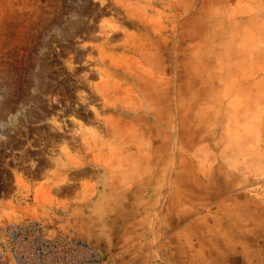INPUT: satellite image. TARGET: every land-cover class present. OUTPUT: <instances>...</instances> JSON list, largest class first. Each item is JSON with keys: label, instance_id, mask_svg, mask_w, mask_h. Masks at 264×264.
<instances>
[{"label": "rangeland", "instance_id": "374dc122", "mask_svg": "<svg viewBox=\"0 0 264 264\" xmlns=\"http://www.w3.org/2000/svg\"><path fill=\"white\" fill-rule=\"evenodd\" d=\"M126 181L168 184L182 245L221 212L264 226V0H0V228L86 241Z\"/></svg>", "mask_w": 264, "mask_h": 264}, {"label": "crops", "instance_id": "0c3cea01", "mask_svg": "<svg viewBox=\"0 0 264 264\" xmlns=\"http://www.w3.org/2000/svg\"><path fill=\"white\" fill-rule=\"evenodd\" d=\"M160 189L161 186L149 187L138 181H126L124 188L111 189L107 195L103 192L101 197L104 195L105 198L88 204L87 211H81L84 225L80 235L102 255L103 264H264V226L260 225L254 211L243 215L239 210L238 214L232 215L217 213L212 225L216 234L200 232L187 246L178 239L183 227L176 225L164 233L166 217L160 212L159 235L156 237V211L159 207L162 210V205L167 202L165 195L161 199L157 196ZM241 201L244 202L240 200L239 203ZM149 202H152L155 222L147 218ZM182 217L185 224L203 220V210ZM167 219L168 222H180L175 213L167 215ZM152 222L153 225L148 226ZM162 242L169 246L163 248Z\"/></svg>", "mask_w": 264, "mask_h": 264}, {"label": "built area", "instance_id": "2783aa9c", "mask_svg": "<svg viewBox=\"0 0 264 264\" xmlns=\"http://www.w3.org/2000/svg\"><path fill=\"white\" fill-rule=\"evenodd\" d=\"M102 255L71 233L50 237L43 221L11 222L0 228V264H102Z\"/></svg>", "mask_w": 264, "mask_h": 264}, {"label": "bare ground", "instance_id": "6f19581e", "mask_svg": "<svg viewBox=\"0 0 264 264\" xmlns=\"http://www.w3.org/2000/svg\"><path fill=\"white\" fill-rule=\"evenodd\" d=\"M158 216H157V218L155 219L156 220V222H155V229L154 230H156L155 232L157 233V231H159V229H158V226H159V220H160V212H158V214H157ZM56 235V231L55 230H53L52 232H50L49 233V236H55Z\"/></svg>", "mask_w": 264, "mask_h": 264}]
</instances>
